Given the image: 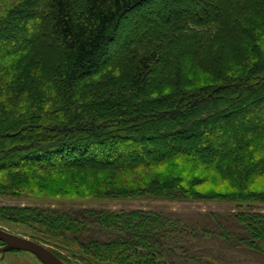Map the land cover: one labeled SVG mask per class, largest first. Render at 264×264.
Returning a JSON list of instances; mask_svg holds the SVG:
<instances>
[{
	"label": "trees",
	"instance_id": "trees-1",
	"mask_svg": "<svg viewBox=\"0 0 264 264\" xmlns=\"http://www.w3.org/2000/svg\"><path fill=\"white\" fill-rule=\"evenodd\" d=\"M52 175L98 198L246 204L191 232L264 258L247 209L264 204V0H0V195ZM0 222L64 264L212 263L153 210L0 206Z\"/></svg>",
	"mask_w": 264,
	"mask_h": 264
},
{
	"label": "rangeland",
	"instance_id": "rangeland-1",
	"mask_svg": "<svg viewBox=\"0 0 264 264\" xmlns=\"http://www.w3.org/2000/svg\"><path fill=\"white\" fill-rule=\"evenodd\" d=\"M141 11L137 15H141ZM136 15V16H137ZM138 15V16H139ZM134 16L136 19L137 17ZM133 16L127 18L132 20ZM113 50V48L111 49ZM208 76L197 77V85L205 83ZM156 173V171H155ZM214 178V176H212ZM47 184L38 186L31 185L24 190L28 195H0V206H19L50 208L80 213L82 210H109V211H130L136 209L153 210L161 212L169 218L179 220L180 228L185 229L182 237L183 243L191 244V248L198 254L206 255L212 260L210 264H264V258L248 250L235 246V242L228 244L222 238L214 236L201 238L199 231L192 235L191 229L212 228L214 221L228 220L233 212L238 211V205L246 207V204L222 203V202H192V201H168L151 198L144 199H112L93 197V194L84 190L76 191L66 186L64 191H55L56 184H62L66 178L61 175L47 177ZM214 187L213 179L202 187L204 191ZM254 190H264V175L261 176L252 186ZM249 210L264 211L263 203L247 204ZM240 207V206H239ZM0 228L20 237L28 238L34 232L31 228L23 225L0 222ZM220 230L217 231V233ZM189 242V243H187ZM200 255V256H201ZM0 264H42L35 256L23 251H9L0 254Z\"/></svg>",
	"mask_w": 264,
	"mask_h": 264
},
{
	"label": "water",
	"instance_id": "water-1",
	"mask_svg": "<svg viewBox=\"0 0 264 264\" xmlns=\"http://www.w3.org/2000/svg\"><path fill=\"white\" fill-rule=\"evenodd\" d=\"M0 254L9 251H23L35 256L42 264H64L55 254L43 245L30 240L11 234L0 228Z\"/></svg>",
	"mask_w": 264,
	"mask_h": 264
},
{
	"label": "flooded vegetation",
	"instance_id": "flooded-vegetation-1",
	"mask_svg": "<svg viewBox=\"0 0 264 264\" xmlns=\"http://www.w3.org/2000/svg\"><path fill=\"white\" fill-rule=\"evenodd\" d=\"M2 246V244L0 245V247Z\"/></svg>",
	"mask_w": 264,
	"mask_h": 264
}]
</instances>
